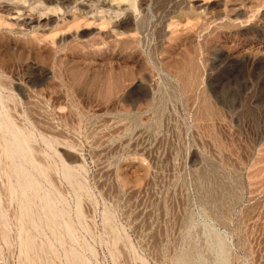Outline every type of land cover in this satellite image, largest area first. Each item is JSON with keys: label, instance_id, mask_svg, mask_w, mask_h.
Returning <instances> with one entry per match:
<instances>
[{"label": "rangeland", "instance_id": "1", "mask_svg": "<svg viewBox=\"0 0 264 264\" xmlns=\"http://www.w3.org/2000/svg\"><path fill=\"white\" fill-rule=\"evenodd\" d=\"M0 264H264V0H0Z\"/></svg>", "mask_w": 264, "mask_h": 264}]
</instances>
